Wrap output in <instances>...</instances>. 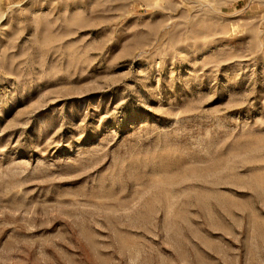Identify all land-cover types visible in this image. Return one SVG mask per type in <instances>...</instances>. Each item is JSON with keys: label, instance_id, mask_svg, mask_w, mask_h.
Instances as JSON below:
<instances>
[{"label": "rangeland", "instance_id": "rangeland-1", "mask_svg": "<svg viewBox=\"0 0 264 264\" xmlns=\"http://www.w3.org/2000/svg\"><path fill=\"white\" fill-rule=\"evenodd\" d=\"M0 264H264V0H0Z\"/></svg>", "mask_w": 264, "mask_h": 264}]
</instances>
